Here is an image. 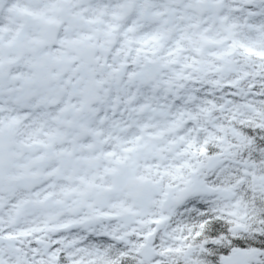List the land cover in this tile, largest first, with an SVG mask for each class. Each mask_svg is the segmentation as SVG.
I'll list each match as a JSON object with an SVG mask.
<instances>
[{
  "label": "snow or ice",
  "instance_id": "1",
  "mask_svg": "<svg viewBox=\"0 0 264 264\" xmlns=\"http://www.w3.org/2000/svg\"><path fill=\"white\" fill-rule=\"evenodd\" d=\"M0 264H264V0H0Z\"/></svg>",
  "mask_w": 264,
  "mask_h": 264
}]
</instances>
